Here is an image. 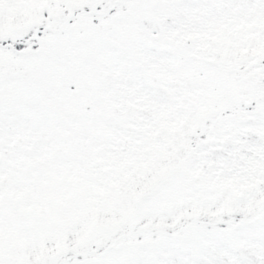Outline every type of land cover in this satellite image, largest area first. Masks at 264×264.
<instances>
[{
	"label": "snow or ice",
	"instance_id": "1",
	"mask_svg": "<svg viewBox=\"0 0 264 264\" xmlns=\"http://www.w3.org/2000/svg\"><path fill=\"white\" fill-rule=\"evenodd\" d=\"M0 264H264V0H0Z\"/></svg>",
	"mask_w": 264,
	"mask_h": 264
}]
</instances>
